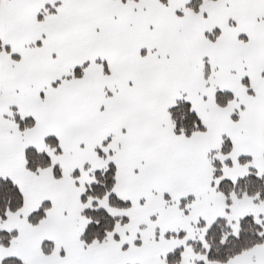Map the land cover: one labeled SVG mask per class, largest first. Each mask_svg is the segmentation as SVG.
<instances>
[{"label":"snow or ice","instance_id":"6c2138e0","mask_svg":"<svg viewBox=\"0 0 264 264\" xmlns=\"http://www.w3.org/2000/svg\"><path fill=\"white\" fill-rule=\"evenodd\" d=\"M0 264H264V0H0Z\"/></svg>","mask_w":264,"mask_h":264}]
</instances>
